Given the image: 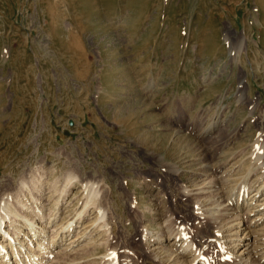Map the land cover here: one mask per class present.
I'll return each instance as SVG.
<instances>
[{"label": "rangeland", "instance_id": "obj_1", "mask_svg": "<svg viewBox=\"0 0 264 264\" xmlns=\"http://www.w3.org/2000/svg\"><path fill=\"white\" fill-rule=\"evenodd\" d=\"M87 182L125 264L152 262L149 229L164 259L181 228L205 244L195 215L231 197L264 218L246 213L264 184V0H0V195L35 190L66 222Z\"/></svg>", "mask_w": 264, "mask_h": 264}, {"label": "bare ground", "instance_id": "obj_2", "mask_svg": "<svg viewBox=\"0 0 264 264\" xmlns=\"http://www.w3.org/2000/svg\"><path fill=\"white\" fill-rule=\"evenodd\" d=\"M213 129H217V126L209 128L206 134H204L206 136L211 135ZM70 180H72L71 177ZM68 183L70 184V182ZM97 186L90 182L81 186L82 193L84 194L82 196L81 209L77 210V212L75 211L76 214L66 222L60 219L58 220L60 210L55 213L51 211V213L45 212V204L42 200L40 201L37 197L38 195L36 196L34 194L35 190H29L27 192L29 193V195L27 194L29 197L24 199L19 197L18 193L16 195L15 193L13 194L7 191V189L3 190L2 196L0 195V264H94V262L95 264H125L120 262V258L117 257V251L110 245V238L105 235L107 232H110L111 222L106 217L107 212L102 201H98L97 199L100 191L98 189L99 186ZM62 191L65 192L67 190L64 189ZM189 193L195 195L192 191H189ZM259 193H264V184L249 199L251 201L247 202L248 208L246 209V213H249V215L259 208L264 209V199L262 203L257 204V198L253 202ZM61 195L58 197L61 198L64 196L63 193ZM25 196L26 194H24ZM244 197L241 201V197L239 196L237 202L231 197L228 199L227 206L221 204L222 206L219 205L217 207V211L203 208V211H198V214L195 215V217L202 219L206 223V226L203 228L206 231L205 234L210 235L212 233L213 236L211 238L205 236L207 238H202L201 242L207 244V247H210L209 249L216 247L219 249L220 262L215 261V258L211 257L208 250L206 252L204 250L202 251L205 244L191 246L190 238L192 235L185 231L186 228H181L179 236L176 237V242H179L181 239L184 242L180 245V252L175 257L173 255L171 258H163L164 253L160 250L162 249L161 244L167 242V239L165 240L167 237L164 236L166 233L164 232V235L153 234L151 236V229L142 237L146 249L140 250L141 255H148L150 260H152L150 264H170L172 258L174 262L178 263L179 261L180 263V259L185 257L186 253L192 256V264L196 262L201 264H264V237L262 236L263 238L259 239L257 245L253 246L251 250L250 247L252 244L247 243L251 239H255L256 235H260L259 230H256L254 226L258 225L259 221H264V218L257 217L254 221H251L247 220L244 215L238 213L237 210L245 206ZM61 200H56L57 208ZM235 203L237 206L231 208V205ZM252 204L255 206L251 207ZM93 210L96 213L92 218L94 220L86 228L85 219H87L91 211L94 213ZM263 212L260 216H264ZM229 217L232 219H228ZM255 222L257 224L253 226L252 224ZM83 225L85 227L81 229ZM91 226L92 229L89 230ZM244 226L245 228L242 230ZM246 231L248 233H245ZM101 234L105 236L103 237L105 239L101 240ZM228 235L230 237L232 235L233 237L240 236L234 243L236 244L235 246H229V241L231 240H228ZM243 235L246 236L243 238ZM239 241H245V243L240 244V248L237 245ZM215 242L218 244H214ZM103 247L106 251L101 254L99 252L102 251ZM237 248L239 249L237 250ZM162 250L164 251V249ZM177 251L178 249L176 248L175 253ZM94 255L95 257H93ZM98 255L100 259L99 257L97 258ZM92 258H95V261ZM97 260L99 261L97 262Z\"/></svg>", "mask_w": 264, "mask_h": 264}]
</instances>
